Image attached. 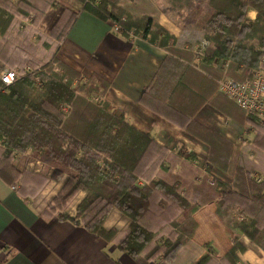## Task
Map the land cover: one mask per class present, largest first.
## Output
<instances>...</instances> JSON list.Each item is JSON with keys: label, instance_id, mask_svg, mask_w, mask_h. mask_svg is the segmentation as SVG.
<instances>
[{"label": "trees", "instance_id": "obj_1", "mask_svg": "<svg viewBox=\"0 0 264 264\" xmlns=\"http://www.w3.org/2000/svg\"><path fill=\"white\" fill-rule=\"evenodd\" d=\"M67 1L72 4H66L51 30L53 40H64L79 13L87 10L118 25L124 37L133 32L169 51L141 102L184 128H200L209 153L201 156L174 139L160 144L127 120L128 108L112 112L105 101L83 95L84 85L74 86L82 76L80 71L61 59L57 45L53 48L47 42L52 55L42 67L25 72L10 85L0 81V175L14 187L28 178L40 185L48 180L61 183L53 199L55 206L44 212L48 216L63 211L77 194L85 192L77 214H61L59 219L82 225L107 241L116 239L118 248L134 258L162 256L172 264H189L196 256L189 249L197 229L194 215L210 202H215L216 213L227 226L264 247V179L242 165L241 150L230 140L193 121L209 94L198 98L192 82L196 77L208 79L217 89L219 79H212L216 75L237 80L251 77L264 55V0H163L162 10L175 23L202 30L210 42L193 65L182 60L184 51L173 46L176 37L150 14L131 13L135 0L122 5V0ZM58 2L0 0V72L5 66L21 69L27 61L25 49L19 51L10 39L17 38V17L35 14L33 23H37ZM249 7L257 11L254 21L246 19ZM99 84L93 88L99 90ZM162 88L171 90L169 96L160 94ZM184 91L193 100L182 106L176 98ZM237 109L255 130L247 147L253 163L254 156L264 155V125L258 117ZM24 153L43 163L48 173L20 170L14 160ZM216 167L232 173L234 180L219 179ZM23 189L18 187L28 199ZM115 209L128 220L121 235L104 225ZM244 249L235 241L224 256H212L203 264H239Z\"/></svg>", "mask_w": 264, "mask_h": 264}, {"label": "crops", "instance_id": "obj_2", "mask_svg": "<svg viewBox=\"0 0 264 264\" xmlns=\"http://www.w3.org/2000/svg\"><path fill=\"white\" fill-rule=\"evenodd\" d=\"M131 9L132 12L150 14L174 35L178 41L173 46L184 51L180 57L185 63L193 65L200 61L202 56L197 57L194 46L204 38L202 30L181 27L162 10L156 0H135ZM256 15L257 11L249 7L247 21H254ZM114 25L112 21L101 19L87 10L81 11L62 41L60 55L82 73L83 79L96 85L101 83V100L108 103L110 111L128 108L127 120L139 130L151 134L160 144L174 139L206 157L209 144L200 128H184L163 112L141 102L145 88L170 55L169 51L141 37L126 38L115 31ZM174 64L178 65L176 62ZM226 68L227 64L223 66L224 72ZM222 77L216 75L212 79L216 82ZM175 81L177 84L178 80ZM192 82L194 90L198 91V98L209 94L193 121L230 140L241 150L242 165L254 172L256 169L264 179V155H260L261 162L256 161L258 164L249 160L252 154L247 147L256 135L252 125L240 140L243 127L249 121L237 109L239 106L220 93L219 87L214 89L208 79L196 77ZM170 91L162 88L160 94L165 98ZM182 94V97L176 98V103L185 106L189 100H193L188 91ZM214 174L229 183L234 180L232 173L217 167ZM53 184L55 190L50 191L49 198H54L62 186L61 183ZM49 198L24 199L18 185L14 187L0 175V264H172L162 257L153 260L131 257L118 248L114 242L116 240L107 241L82 225L59 219L58 215H44V206ZM82 198L68 209L70 216H75ZM116 213L128 222L119 211L113 214ZM194 216L197 229L189 249L196 256L189 264H203L212 256L221 258L235 241L245 248L239 253V264H264V247L253 242L241 230L227 226L217 215L215 202L205 204ZM237 216L242 217L240 214ZM109 221L110 218L104 224L106 228L116 226L109 225ZM122 222H116L117 226ZM206 244L210 247H206Z\"/></svg>", "mask_w": 264, "mask_h": 264}, {"label": "rangeland", "instance_id": "obj_3", "mask_svg": "<svg viewBox=\"0 0 264 264\" xmlns=\"http://www.w3.org/2000/svg\"><path fill=\"white\" fill-rule=\"evenodd\" d=\"M12 1H17V0H12ZM58 4L51 6L48 11L46 12V15L43 16L37 23H33V19L35 17V14H31L28 18H24L21 16H18L17 19L20 23L19 25V29L16 30L15 35L17 36L16 39L14 38H10L11 39V43L13 44V46H16V49H18L19 51H21L22 49H25V59L27 60L20 68H12L9 66H5V69H11L17 72V74L19 76H21L22 74H24L25 72H32V71H36L38 70L40 67H42V63L47 61L48 59H50L51 55H52V47H50L47 42H50L52 44H54V47L58 46V54L61 57L62 60L65 61V59H63V57L60 55V50H61V44L63 40L57 41V40H53L50 38V33L51 30L55 27V25L57 24V22L61 19L63 12H64V7L66 6V4H72L71 1H67V0H58ZM61 1V2H60ZM130 0H122L120 2V4H125L126 2L129 3ZM156 3L159 4L160 6L164 7V1L163 0H156ZM166 7V4H165ZM130 10H132L130 8ZM138 16L143 15L141 14V12L137 11V12H132ZM24 28V29H23ZM20 31H22V34L19 33ZM25 31V32H23ZM118 32V31H116ZM25 35H27V37H25ZM130 38H134L133 35L131 36V34L129 35ZM23 39V40H22ZM57 45V46H56ZM50 47V48H49ZM66 63H68L67 61H65ZM69 64V63H68ZM71 65V64H69ZM72 67H74L75 69H77L75 66L71 65ZM2 70V71H3ZM1 71V72H2ZM81 73V72H80ZM82 74V73H81ZM94 83V82H93ZM78 85H84V89L82 90V94L85 95L86 97H88L89 99L96 101L95 98H98L101 100L102 93L93 88L94 85L96 84H92V82L89 83V81H87V79H83V75L81 76V78H79L78 80L75 81L74 86H78ZM99 88L101 87V84H99ZM260 161V158L257 156L253 157V164L256 163L258 164V162L256 161ZM14 164L20 169V170H30V171H36V172H40V173H48L47 170L45 169V166L43 163L39 162L38 160H33L30 159L28 156V153H24V154H19L16 159L14 160ZM218 174V171L215 170ZM256 175L257 178H261L263 179V176L261 173L258 174H254ZM36 180H33L32 178H28L26 179V182H23L22 179H20L17 182L18 187H25V189H23V191L28 195L27 198L33 199L35 197H44L45 200L48 199L49 197H51V190L55 187V185L53 183H58L54 180H48L46 181L43 185L40 184H36L35 182ZM60 184V183H59ZM55 190V188H54ZM86 195L85 192H80L79 194H77V196L70 201L67 206L64 208L63 211L61 212H56L54 215H58V218L61 214H68V209H71L72 206L76 205L77 201H79L82 197L84 198ZM55 198V197H54ZM54 198H49L48 202L45 204V210L43 212H46V210H49V208L55 206V204L53 203V199ZM82 198V199H83ZM81 202V201H80ZM118 212V210H114L111 215L109 216L111 224L109 225H116L113 228H116L119 232V235H121V233H123L127 227V221L123 220V218H121L119 215L117 216L116 214H113L114 212ZM77 214V211H76ZM75 214V215H76ZM237 215V214H235ZM238 217V216H237ZM122 219V220H121ZM119 221H123L122 223L119 224V226H117L118 224H116V222ZM113 223V224H112ZM120 229H118V228ZM116 240V239H115ZM111 242V241H110ZM115 243H117V240L114 241ZM162 257V256H160ZM163 258V257H162ZM156 259V258H155Z\"/></svg>", "mask_w": 264, "mask_h": 264}, {"label": "built area", "instance_id": "obj_4", "mask_svg": "<svg viewBox=\"0 0 264 264\" xmlns=\"http://www.w3.org/2000/svg\"><path fill=\"white\" fill-rule=\"evenodd\" d=\"M114 26L115 31L120 32L121 28L116 24ZM130 34L136 37L133 32ZM209 45V40L204 38L197 43L194 46L197 57L204 55V51ZM18 77L17 72L11 69L0 72V81L5 85L12 84ZM218 84L220 93L234 101L247 115L258 117L264 125V55H262L257 67L252 70L250 78L237 80L231 76H224L218 80ZM95 100L98 101L99 99L95 98ZM251 127L250 123L243 127L240 136L241 141ZM255 174H257L256 169Z\"/></svg>", "mask_w": 264, "mask_h": 264}]
</instances>
